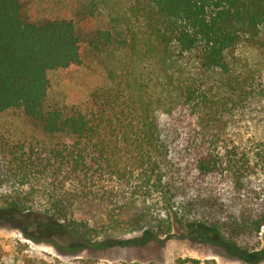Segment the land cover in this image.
I'll return each mask as SVG.
<instances>
[{
    "label": "trees",
    "instance_id": "trees-1",
    "mask_svg": "<svg viewBox=\"0 0 264 264\" xmlns=\"http://www.w3.org/2000/svg\"><path fill=\"white\" fill-rule=\"evenodd\" d=\"M28 1L0 0V118L29 129L0 126V223L56 255L9 264H107L80 254L128 245L130 233L156 240L173 222L205 228L232 263L264 262L263 249L240 244L264 225V75L231 63L241 38L264 29V0H140L132 41L99 30L87 51L105 65L127 45L155 64V83L132 76L126 96L92 97L84 110L47 105V72L82 65L78 25L27 21Z\"/></svg>",
    "mask_w": 264,
    "mask_h": 264
},
{
    "label": "rangeland",
    "instance_id": "rangeland-1",
    "mask_svg": "<svg viewBox=\"0 0 264 264\" xmlns=\"http://www.w3.org/2000/svg\"><path fill=\"white\" fill-rule=\"evenodd\" d=\"M140 0H29L22 15L30 22H41L47 19L72 20L78 25L84 40L85 55L81 66L66 70H49L47 77L49 90L47 105L51 108L66 110H84L92 97H112L128 94L135 89L131 77L143 74L150 83H155L157 72L153 62L142 61L135 51L126 45L118 47L114 54L107 58L105 65L98 63L88 53L87 40L99 30H109L119 38L132 41L133 33L142 29V15L136 17ZM139 45H141L139 43ZM231 63L236 74L243 76L264 75V29L258 36H244L232 51ZM176 70L178 68H175ZM110 92V93H109ZM109 93V94H108ZM106 98V99H107ZM124 97H118L119 110ZM126 103V102H125ZM17 115L0 118V126L18 137H26L29 129ZM231 188L225 192L231 195ZM0 204V212L4 211ZM211 234L200 225H183L173 222L169 234L158 239L143 242L141 233L121 235L122 241H129L125 246H116L105 250L86 249L81 252L83 258H90L117 264L121 262H155L157 264H176L178 259H214L218 264H243L230 262L226 256L215 255L218 249L210 243ZM242 245L257 250H264V225L254 239L245 238ZM225 254V251L220 249ZM56 255L47 244H34L25 240L22 233L9 222L0 223V264H9L16 257ZM67 260V258H62ZM105 260V261H104ZM259 264H264L261 262Z\"/></svg>",
    "mask_w": 264,
    "mask_h": 264
}]
</instances>
